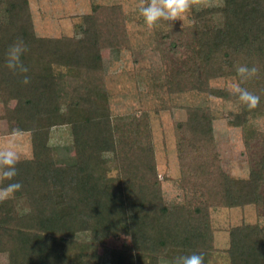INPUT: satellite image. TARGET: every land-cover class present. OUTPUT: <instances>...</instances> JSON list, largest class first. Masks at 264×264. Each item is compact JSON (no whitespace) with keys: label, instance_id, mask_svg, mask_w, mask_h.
<instances>
[{"label":"trees","instance_id":"trees-1","mask_svg":"<svg viewBox=\"0 0 264 264\" xmlns=\"http://www.w3.org/2000/svg\"><path fill=\"white\" fill-rule=\"evenodd\" d=\"M199 1L190 0L182 67L165 84L171 92L196 91L238 103L229 122L244 132L250 118L264 113V0ZM121 12L119 5L95 4L83 15L81 38L44 37L35 32L29 0H0V96L13 132H30L33 153L16 165L13 179L21 190L0 199V264L2 254L7 264H107L89 246L95 236L124 234L130 243L108 264H161L169 246L181 256L202 253L208 264L210 206L252 204L264 213V155L248 178L225 172L216 158L215 115L208 105L187 107V120L174 124L180 185L195 192L191 199L198 204L164 202L149 111L115 117L110 110L101 51L122 43ZM17 38L28 45L22 56L28 84L5 63ZM241 64L258 69L241 84L260 96L254 109L228 85L211 84L216 78L239 82ZM61 123L71 127L73 164L53 156L50 131ZM7 183L2 177V186ZM22 197L25 213L16 205ZM84 233L92 240H81ZM227 253L229 264H264L262 226L231 227Z\"/></svg>","mask_w":264,"mask_h":264},{"label":"rangeland","instance_id":"rangeland-1","mask_svg":"<svg viewBox=\"0 0 264 264\" xmlns=\"http://www.w3.org/2000/svg\"><path fill=\"white\" fill-rule=\"evenodd\" d=\"M35 32L38 36L81 38L83 15L92 11L93 5L105 7L119 5L124 16V37L118 46L102 49V65L106 88L109 94L111 114H134L141 116L149 111V122L155 147L158 178L162 182L163 198L167 204H180L191 199L195 192L180 185L181 169L177 154V139L174 124L187 120V107H211L216 138L217 160L222 169L238 178H248L252 166L264 155V113L252 117L243 132L230 124L232 113L238 112L239 104L222 100L207 93L196 91L171 92L166 76L182 67V47L190 35V8L181 19L160 22L156 26L145 23L139 9L149 0H29ZM208 4L220 0H207ZM198 3H201L198 0ZM171 26H169V24ZM176 45L172 48V43ZM212 86L231 87L232 80L216 78ZM9 102V106L14 105ZM50 145L57 163L76 162L71 127L67 123L55 124L50 131ZM12 144L19 159L32 157L30 132H13L5 115V106L0 96V149ZM110 155V154H109ZM107 155V158L110 156ZM0 177V188H2ZM199 199H196L198 204ZM20 213L28 208L25 198L16 201ZM210 228L213 249L207 252L208 264H229V229L242 223L258 222L264 229V213L252 204L245 206H210ZM96 240L88 252L96 251L107 263L125 250L130 243L128 236L120 235ZM91 241L89 233L80 237ZM181 251L169 246L160 257L161 264H171ZM2 264H7V254L1 255Z\"/></svg>","mask_w":264,"mask_h":264},{"label":"clouds","instance_id":"clouds-1","mask_svg":"<svg viewBox=\"0 0 264 264\" xmlns=\"http://www.w3.org/2000/svg\"><path fill=\"white\" fill-rule=\"evenodd\" d=\"M189 8L190 0H149L146 6L140 7L139 12L147 25L156 26L160 22L181 20ZM27 50L28 45L25 41L22 38H17V40L8 46L5 53L7 68L13 74H20L23 84L30 82V76L28 75L29 68L22 60V56ZM257 71L258 69L255 65H239L236 68V72L240 77V81L234 82L231 85L232 92L249 109L257 107L260 102V96L242 87L241 84L244 80L255 76ZM18 161L19 154L11 143L8 147L0 149V177L9 181V183L0 188V199H6L22 188L21 182L13 179L18 175L16 167ZM172 264H204V256L202 253L193 252L189 255L175 257Z\"/></svg>","mask_w":264,"mask_h":264}]
</instances>
